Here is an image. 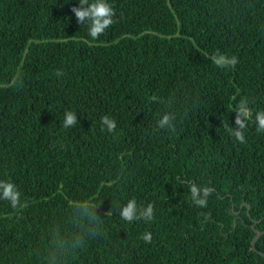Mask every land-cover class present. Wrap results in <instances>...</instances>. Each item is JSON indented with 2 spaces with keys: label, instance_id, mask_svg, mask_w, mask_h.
<instances>
[{
  "label": "trees",
  "instance_id": "16d2710c",
  "mask_svg": "<svg viewBox=\"0 0 264 264\" xmlns=\"http://www.w3.org/2000/svg\"><path fill=\"white\" fill-rule=\"evenodd\" d=\"M108 2L93 40L79 0H0V180L26 205L0 200V264H264V0ZM245 98L240 143L225 126ZM132 198L153 220L121 219Z\"/></svg>",
  "mask_w": 264,
  "mask_h": 264
},
{
  "label": "clouds",
  "instance_id": "9594fccd",
  "mask_svg": "<svg viewBox=\"0 0 264 264\" xmlns=\"http://www.w3.org/2000/svg\"><path fill=\"white\" fill-rule=\"evenodd\" d=\"M71 11L74 13L77 22L81 25L87 23L89 35L93 40L98 39L103 35L111 25L115 23L114 17L116 15L113 6L108 0H79V6L72 7ZM212 62L221 68L235 67L238 63V58L235 56L228 57L226 54L217 51L212 57ZM56 75L62 76L63 73L57 70ZM153 101L157 100L156 96H152ZM236 127L230 128L225 126V131L233 136L240 143H245L244 130L247 127V121L252 116V110L249 107L248 100L241 99L236 106ZM176 116L174 113L166 112L157 121V125L161 129H171L175 131L173 121ZM257 122V131L264 132V110L258 111L255 115ZM78 123L77 115L73 111H66L63 127H73ZM102 130L104 128L109 132L116 129V121L108 115L101 117ZM189 192L191 201L198 207H207L208 197L211 195L212 189L208 186H199L196 183L189 182ZM0 200L10 202L12 208H23L26 205L21 203V193L17 186L10 180H0ZM121 219L132 223L133 221L144 220L145 222L151 221L154 218V206L152 203L147 206H139L137 200L132 198L128 200L126 205L120 209ZM142 239L145 243H151L152 234L145 232L142 234Z\"/></svg>",
  "mask_w": 264,
  "mask_h": 264
},
{
  "label": "water",
  "instance_id": "95a60500",
  "mask_svg": "<svg viewBox=\"0 0 264 264\" xmlns=\"http://www.w3.org/2000/svg\"><path fill=\"white\" fill-rule=\"evenodd\" d=\"M255 230H256V234L253 238L252 244H253V248L256 250L255 243H256L257 239L259 238V236L263 233V231L259 230L258 228H256ZM260 253L262 255H264V252L260 251Z\"/></svg>",
  "mask_w": 264,
  "mask_h": 264
}]
</instances>
